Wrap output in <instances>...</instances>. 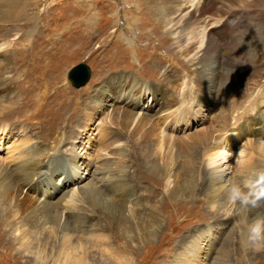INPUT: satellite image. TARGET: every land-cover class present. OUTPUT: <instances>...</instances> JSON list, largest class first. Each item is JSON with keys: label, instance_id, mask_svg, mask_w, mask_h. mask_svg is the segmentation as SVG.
<instances>
[{"label": "rangeland", "instance_id": "1", "mask_svg": "<svg viewBox=\"0 0 264 264\" xmlns=\"http://www.w3.org/2000/svg\"><path fill=\"white\" fill-rule=\"evenodd\" d=\"M148 1L127 0L129 5L125 7L123 0H27L26 5L21 8L22 13H15L16 15L14 14L10 16L11 18L8 17L6 21L1 22L0 35L3 39L0 40V43L10 42L15 46L18 45L16 47L25 44H38L42 50L52 52V55L44 57L46 62H58L59 60L53 55L56 53L55 55L64 63V69L60 72L62 78H56L50 72L46 75L47 77H43L42 82H49L47 85L50 90L49 94L57 92L56 88L58 87H66L69 94L79 97L78 102L81 108H84L87 102L104 91H107L112 97L115 96L117 92L115 90L120 88L118 81L121 75L136 77L139 83L141 82V89L148 90L152 86L158 90H168L169 94L172 93V98L176 97L177 99L176 105L173 106V110L176 109L175 116L183 118L185 109L189 110V114L186 122L174 129L173 138H166L167 141L165 140L164 144L166 148L172 144L181 146V144L192 143L194 147H197L203 142L202 145H204L205 141L212 136L211 134H214V131L223 123V117H221L223 110H226L229 116L228 125L225 130L221 131L224 134L231 130L240 134V123L256 116L258 128H254L252 134L245 137H234L231 140L230 148L227 149L225 165L233 167L231 160L236 152L248 149L245 154L250 153L253 156V164L243 171L249 172L264 166V135L260 136V133H264V33H261V40L257 36L253 39L261 27L259 18L264 14V0H238L239 6L233 9V13L238 18L236 30L231 33L229 29H224L222 34L217 36L218 41L221 42V37L227 38L233 34L232 42L228 38L225 42L226 45L237 42L242 44V42L252 39L254 42L256 41L259 47L258 54L252 58V61L248 59V53L243 48L241 51L243 57L237 59L239 62L226 64L222 58L212 56V58H206L201 64L199 63L198 67L183 59L176 46L168 44L166 35L151 14L153 10H159L160 6L155 3V5L149 6ZM171 1H174L175 4L178 3V0ZM209 3L210 5L215 4V0H209L206 4ZM125 9L128 10V21L131 20V15L134 12H138L142 16V19L134 27V29L136 28L135 32L128 28L127 21L124 19ZM115 13H117L119 22L115 18ZM6 30L12 34H6ZM128 35L129 37H127ZM125 37L132 39L134 44H129ZM224 50L226 49L224 48ZM79 62H83L89 67L90 74L87 82L75 87L68 77V72L72 66ZM20 66L24 65L21 63ZM204 68H206L205 71H203ZM13 76L11 84L16 88L24 76L21 78L20 73H15ZM28 87L21 88L23 98H20L23 101L27 100L25 93ZM19 99L18 105L21 106L22 100L20 99L19 102ZM34 100L36 97L33 96L31 103ZM166 100L167 97L164 96L163 101ZM257 104H260V107ZM180 107H184V109L178 110ZM104 108V105L99 108L91 122L93 127L107 115L106 109L103 111ZM34 112L32 108L28 107L24 112L16 113V117L28 126L29 135L14 132L3 141L0 145V156H2L3 162L9 163V160L6 161L8 148L15 138H19L18 143H21L29 136H38L37 140L42 141V145L49 142L54 144L57 141V144H54L56 149H64L71 144H76L79 150L82 143L86 144L87 136L93 133L94 138L89 149L93 154H105L108 151V158L102 157L99 164L102 162L101 167L107 169L106 179H110V182L105 180L108 182L107 186H101L99 189H87L81 194L76 201L78 206L64 212L66 217L64 216L59 227L52 230L44 229V233H46L43 235L40 233L31 234L34 240L28 249L21 248L15 241L11 244L7 243L5 247L0 246V264H63L66 259L64 252L69 247L72 248V245L79 249L83 260L81 264H264V252L253 254L241 247L240 233L246 222L241 220L242 216H234L228 220L220 214L215 218L200 219L191 224H185V227L182 225L177 231L171 230V234L164 241L161 239V231L168 226L167 217L161 228L158 229L156 237L148 236L145 241L141 240L140 243L137 238L133 237V234H136L135 226L138 225L132 221L134 223L132 229H127V233H125L127 224H124V215L117 213L116 217L112 214L116 213L118 208L120 209L117 193L121 186L118 179L123 173L120 171L122 170L120 169L121 164L114 160L116 151L114 143L116 140L129 144L128 154L131 160L129 163L132 165L133 173L137 174L136 176H138V169H141L144 175H154L153 171L160 168L156 160L153 159L154 155L151 154L152 145L156 142L157 135L150 128L143 127L134 135L120 129L109 136L110 138H99V135H96L97 130L83 131V128L79 127L87 124L84 118L72 125L69 117L61 115V119L53 117L54 120H51L48 117L51 116L50 112H46L45 109L40 108L37 112L39 115L36 117ZM234 112L239 121H233ZM4 118L9 119L8 115ZM49 123L58 124V127L61 124L62 128L60 129L64 131L67 127L66 124L70 123L67 131L74 130L75 133H78L79 138L76 143H73L74 141L69 138L70 134L65 137L62 135L49 136L45 139L43 135L49 133ZM118 133L119 135H117ZM140 136L142 140L138 141L137 138ZM108 138L111 140L109 141ZM106 141L111 142L107 149L102 145L106 144ZM220 142L225 144L223 139ZM201 146L196 149L200 151L198 160L204 159L201 156L203 151ZM179 160V169L185 173L184 158L181 156ZM175 162L176 159L174 161L166 160L164 165L171 168ZM152 164H155L153 170L151 169ZM95 170V167L91 169V172H85V168L81 170V173L88 177L91 184L94 183L96 177L100 176ZM66 181L60 183V187H67ZM157 183V181L154 183L157 186L152 182L148 184L145 177L140 181V188L138 187L136 192L142 194L140 202L145 208L139 211L140 214H143V211H149V200L146 197L147 188L149 189L151 186L155 188L158 191V198L164 194L165 185L162 187ZM32 189L36 188L26 187L25 191L29 190V193L33 195ZM202 204L203 202H201V206ZM121 211L123 212V209ZM45 212L53 214L52 210H45ZM139 213L136 214L137 218L140 216ZM259 213H264V208L261 207ZM247 215L246 217H248ZM52 223L48 224L52 225ZM65 227L69 232L67 241L62 238ZM94 228L97 229L91 234V229ZM7 231L4 233L8 236L10 232ZM211 234L213 239L208 246L206 239ZM10 235L12 234L10 233ZM160 243L165 246L164 248L169 245L171 250L167 249V252L160 253L153 252V246H159ZM195 246H199V249H193Z\"/></svg>", "mask_w": 264, "mask_h": 264}, {"label": "bare ground", "instance_id": "2", "mask_svg": "<svg viewBox=\"0 0 264 264\" xmlns=\"http://www.w3.org/2000/svg\"><path fill=\"white\" fill-rule=\"evenodd\" d=\"M208 1L178 0V3L175 4L171 0H149L148 5L152 6L155 3L160 6L159 10H153L151 13L154 20L158 22L157 25L166 35L168 44L176 46L180 56L191 62V64L198 67L199 63L201 64L206 58H212V56L214 58H222L226 64H233L238 61V57H243L241 55L243 48L248 53V59L252 61V58L258 54L259 48L257 42H254L253 39L257 36L261 40V33H264V14L261 17L259 16L261 27L252 40L242 42V44L237 42L226 45V39L229 38L230 42H232L234 35L232 34L233 36L230 35L227 38L221 37V42L218 41L217 36H220L224 29H229L231 33L236 30L238 18L233 13V9L239 6L238 0H215V4L211 5L210 3L206 4ZM26 3L27 0H0V25L1 22L6 21L8 17L15 13H22L23 10L21 8ZM123 4L125 7L129 5L127 0H123ZM124 11V19L127 21L128 28L135 32L136 28L134 29V27L142 19V16L138 12H134L131 15V20L128 21V10L125 9ZM115 18H117V13H115ZM117 22H119L118 18ZM254 26L256 27V25ZM249 31L251 32V30ZM6 34L11 35L12 32L6 30ZM2 39L0 35V40ZM126 40L129 44H134L132 39L126 38ZM16 46L10 42L0 43V87L2 88H0V145L14 132L28 134V126L21 122L20 118L16 117V113L24 112L28 107L35 111L33 113L35 117L39 115L37 112L42 108L46 112H50L49 115L51 116L48 117L51 120H54L53 117L61 119L60 116L63 115L66 118L69 117L72 125L79 122V119L84 118L87 124L79 127L83 128V131L97 130L96 135L98 134L99 138H107L120 129L125 133L134 135L143 127L150 128L157 135V140L152 145L151 154L154 155L153 159L156 160L160 168L157 171H153L154 175H144L141 169H138V176H136L137 174L133 173L132 165L129 163V144L118 142L114 139L116 142L114 143V148H116L114 160L121 164L120 169L122 170L120 171L123 173L118 179L121 186H119L120 189H118L119 192L117 193L118 207L120 209L117 207V211L115 208V212H117L112 214L116 217L117 213L124 215V224H127L125 225V233H127V229H132L134 223H136L138 226H135L136 230L134 232H136L137 236L135 233L133 234L135 239L137 238L140 242L141 240L145 241L148 236L154 238L157 236V231L161 228L165 218L168 217V226L161 231V239L165 241L171 234V230L177 231L182 225L191 224L200 219L215 218L222 214L228 220L234 216H242L241 220L245 222L251 216L259 213L258 209L250 211L247 215L248 217L245 214H237L235 212L231 216H226L222 207H217L215 210L210 207L213 203H219L222 200L221 185L228 179L237 177L242 173L246 174L247 171L244 172L243 170H247L253 164V156L250 153L248 155L245 154L248 149L237 150L238 152L231 160L233 167H227L225 160L227 159V149L230 148L231 140L234 137H245L252 134L254 128H258L256 116H252L240 123V134L232 130L224 134L221 131L225 130L228 125L229 116L226 113L227 111L223 110L221 112L223 123L214 131V134H211L212 136L205 141L204 145H202L203 142L197 145V147L202 145V159L204 157L203 160H198L200 151L196 150L197 147H194L192 143L181 144V146L172 144L169 148L164 146L166 138H173L175 135L174 129L181 123L186 122L189 114V110L185 109L183 118L175 116L176 109L174 111L173 106L176 105L177 99L176 97L172 98L173 95L172 93L169 94L168 90H158L152 86L148 90L141 89V82L139 83L136 77L121 75L118 81V87L120 88L115 90L117 91L115 96L112 97L107 91H104L87 102L84 108H81L78 102L79 97L69 94V90L66 87H58L56 88L58 89L57 92L49 94L50 90L48 89L49 86H47L49 82H42L44 80L43 77H47L46 75L50 72L56 78H62L60 72L64 69V63L55 55L56 53H53V55L59 60L58 62H46L44 57L52 55V52L42 50L40 45L25 44L21 45L22 47L20 45V47ZM21 63L24 66H20ZM201 67L203 68V66ZM205 70L206 68L203 71ZM15 73H20L21 78L24 76L18 82V87L16 88L11 84ZM123 76L126 77L124 78ZM26 86H29L25 93L27 100L23 101L20 98L23 93L21 88L26 89ZM33 96L36 97L37 101L34 100L31 103ZM164 96L167 97L166 101H163ZM19 98L22 100L21 106L18 105ZM20 99L19 102L21 101ZM103 105L105 106L103 111L106 109L107 115L101 121L99 120L101 118H99L98 124L93 127L91 122ZM257 105L259 106L260 104ZM183 109L184 107L178 108V110ZM6 115H8L9 119L4 118ZM101 117L103 116L101 115ZM232 118L233 121L237 120L238 116L236 113ZM68 124L70 123L66 124L67 127L64 131L60 129L62 128L61 124L58 127V124L49 123V133L45 136L43 135V137L47 139L46 137L49 136L58 137L62 135L65 137L70 134L69 138L74 141L73 143H76L79 135L74 130L68 132ZM92 134L87 136L86 144L82 143L81 150H78L79 147L76 144H71V146H67L64 149H56L57 147H54V144L57 141L54 144L49 142L42 145L41 143L43 142L37 140L38 136H26L27 138L22 140L23 142L21 143H18L19 138H15L8 148L6 161L9 160V163L3 162L2 156H0V246L5 247L7 243L11 244L15 241L21 248L28 249L34 240L31 234L40 233L43 235L46 233H44V229L52 230L55 227H59L65 216L64 212L76 208L78 206L76 201L87 189H99L101 186H107L108 182L105 180H108L106 179L108 171L103 169L101 167L102 162L100 164L99 162L102 161V157L108 158L109 153L106 151L105 154H93L89 149L94 138ZM263 135L264 133H260V136ZM45 139L43 140L45 141ZM137 139L138 141L142 140L141 136ZM222 139L225 144L220 142ZM110 143L101 144L107 149ZM194 151L195 153L193 154ZM181 156L184 158V164H186L184 165L186 166L185 173L179 169V158ZM174 159H176V162L171 168L164 165L166 160L174 161ZM94 167L100 176L96 177L94 183L91 184L88 177L81 173V170L85 168V172H91ZM153 167H155V164L151 165V169ZM58 171L60 172L58 173ZM144 177L147 179L148 184L151 182L154 184L157 181L159 186L163 187L165 185V189L163 190L164 194H161L158 198V191L155 188H152V186L149 189L147 188L146 197L149 200V211H143V214H140L139 211L145 208L144 206L142 207L140 202L142 194H138L136 189H138L140 181ZM155 178L157 180H154ZM65 181L67 187H60V183ZM108 181L110 182V179ZM26 187L36 188L35 190L32 189L34 191L33 195L29 193V190L25 191ZM201 202H203L204 206L203 204L201 206ZM121 209H123V212ZM45 210H52L53 214H48ZM137 213L140 214L138 218L136 217ZM49 222H53L52 225L48 224ZM96 229H91L90 233L92 234ZM7 230L12 235L10 233L8 236L5 235L4 231L8 232ZM67 230L68 228L65 227L62 232V238L65 241L69 238ZM212 239V234L206 239L208 246ZM160 245H154L153 252L160 253L171 250L168 247L169 245H167V248H164V245ZM193 249L198 250L199 246H195ZM64 255L66 259L63 264H81L83 262L79 249L75 248L74 245H72V248L69 247L64 252Z\"/></svg>", "mask_w": 264, "mask_h": 264}, {"label": "clouds", "instance_id": "3", "mask_svg": "<svg viewBox=\"0 0 264 264\" xmlns=\"http://www.w3.org/2000/svg\"><path fill=\"white\" fill-rule=\"evenodd\" d=\"M243 155V153H241ZM222 200L210 205L212 210L222 207L226 216L233 213L247 215L264 206V166L226 180L221 185ZM241 247L248 252H264V213H257L246 221L241 230Z\"/></svg>", "mask_w": 264, "mask_h": 264}, {"label": "water", "instance_id": "4", "mask_svg": "<svg viewBox=\"0 0 264 264\" xmlns=\"http://www.w3.org/2000/svg\"><path fill=\"white\" fill-rule=\"evenodd\" d=\"M89 74V67L83 62H79L69 70L68 77L72 84L78 87L87 82Z\"/></svg>", "mask_w": 264, "mask_h": 264}]
</instances>
